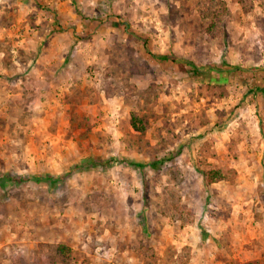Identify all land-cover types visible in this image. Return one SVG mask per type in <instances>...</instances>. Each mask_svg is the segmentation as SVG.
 <instances>
[{
  "label": "rangeland",
  "instance_id": "obj_1",
  "mask_svg": "<svg viewBox=\"0 0 264 264\" xmlns=\"http://www.w3.org/2000/svg\"><path fill=\"white\" fill-rule=\"evenodd\" d=\"M0 56V173L63 177L0 182V264H264V0H0Z\"/></svg>",
  "mask_w": 264,
  "mask_h": 264
},
{
  "label": "crops",
  "instance_id": "obj_2",
  "mask_svg": "<svg viewBox=\"0 0 264 264\" xmlns=\"http://www.w3.org/2000/svg\"><path fill=\"white\" fill-rule=\"evenodd\" d=\"M44 35H46V33H44ZM39 38L44 40L45 36L42 35ZM67 49H68L67 45H63L61 43L59 47L56 48L57 52H55L54 45L52 46L50 42L48 41L47 46L43 51V54L39 55L37 58L34 57L33 59L25 58V60L23 59L24 61L22 62L14 61L12 68L8 67L6 63L4 62V60L2 59V57L0 56V72L6 73L7 75L6 77H10V75H12L11 72H13L14 70L15 72L13 73H17V71L22 70L20 68L19 62H21L24 65V67H25V63L29 62L30 64L28 66L30 65L33 66L32 69L29 70L30 72L29 75H27V77L20 75L19 79L23 81L21 82L18 79L19 82L16 83L17 81L16 80L14 81L12 85L17 86L21 90H25L26 88L31 89V83L34 82L32 79L34 78L40 81H45V79L48 78L47 76H50V73L54 75L53 78H58V71L60 70V67L63 65L62 63L66 59L65 53H67ZM56 55L58 58L55 57ZM26 59H27V62H26ZM18 73H22V72H18ZM35 86H36L35 87L36 90H40L45 87V84H41V86L39 84H36ZM22 93L23 92L19 91L17 95H20Z\"/></svg>",
  "mask_w": 264,
  "mask_h": 264
},
{
  "label": "trees",
  "instance_id": "obj_3",
  "mask_svg": "<svg viewBox=\"0 0 264 264\" xmlns=\"http://www.w3.org/2000/svg\"><path fill=\"white\" fill-rule=\"evenodd\" d=\"M131 125L136 131L145 132V130H146V126L143 123L142 119H140L136 114H132ZM162 163H164V159L152 162L150 165L152 167L156 168L157 166L161 165ZM134 166L142 168V167H145L146 165L143 163H138V162L136 163L135 162ZM201 174H202L204 182L206 184L212 183V182H217V181H220L224 178V174L220 170L201 171ZM62 179H63L62 176L55 177L52 175H46V176H41V177L34 176L32 178V177H25V176H16V175H12L10 173H6V174L0 173V182L3 181L6 183H12V184H20L22 182L34 180L37 182L44 181V182L50 183V185H55L59 181H61ZM59 250L61 253L64 254V253H66V251H70V248H68L67 246H64V245H60Z\"/></svg>",
  "mask_w": 264,
  "mask_h": 264
}]
</instances>
